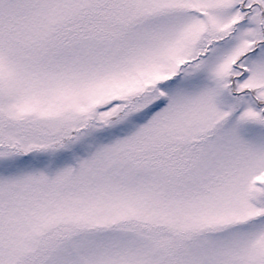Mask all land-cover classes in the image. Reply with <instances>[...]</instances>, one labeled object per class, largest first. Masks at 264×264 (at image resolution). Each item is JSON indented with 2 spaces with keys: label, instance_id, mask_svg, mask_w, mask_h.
Listing matches in <instances>:
<instances>
[{
  "label": "snow or ice",
  "instance_id": "obj_1",
  "mask_svg": "<svg viewBox=\"0 0 264 264\" xmlns=\"http://www.w3.org/2000/svg\"><path fill=\"white\" fill-rule=\"evenodd\" d=\"M0 264H264V0H0Z\"/></svg>",
  "mask_w": 264,
  "mask_h": 264
}]
</instances>
